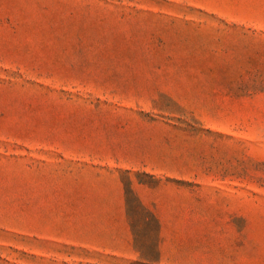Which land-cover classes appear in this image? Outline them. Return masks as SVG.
<instances>
[{
    "label": "rangeland",
    "instance_id": "374dc122",
    "mask_svg": "<svg viewBox=\"0 0 264 264\" xmlns=\"http://www.w3.org/2000/svg\"><path fill=\"white\" fill-rule=\"evenodd\" d=\"M0 264H264V0H0Z\"/></svg>",
    "mask_w": 264,
    "mask_h": 264
},
{
    "label": "crops",
    "instance_id": "0c3cea01",
    "mask_svg": "<svg viewBox=\"0 0 264 264\" xmlns=\"http://www.w3.org/2000/svg\"><path fill=\"white\" fill-rule=\"evenodd\" d=\"M160 220V219H159ZM160 224H161V231H164L165 229V224L163 221L160 220Z\"/></svg>",
    "mask_w": 264,
    "mask_h": 264
}]
</instances>
